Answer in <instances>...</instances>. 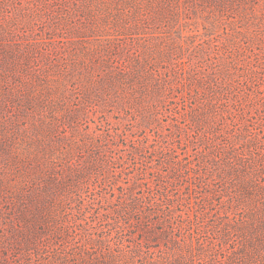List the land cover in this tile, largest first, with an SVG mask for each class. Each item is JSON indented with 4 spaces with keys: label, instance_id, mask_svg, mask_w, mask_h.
<instances>
[{
    "label": "rangeland",
    "instance_id": "1",
    "mask_svg": "<svg viewBox=\"0 0 264 264\" xmlns=\"http://www.w3.org/2000/svg\"><path fill=\"white\" fill-rule=\"evenodd\" d=\"M0 264H264V0H0Z\"/></svg>",
    "mask_w": 264,
    "mask_h": 264
}]
</instances>
